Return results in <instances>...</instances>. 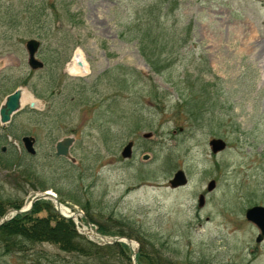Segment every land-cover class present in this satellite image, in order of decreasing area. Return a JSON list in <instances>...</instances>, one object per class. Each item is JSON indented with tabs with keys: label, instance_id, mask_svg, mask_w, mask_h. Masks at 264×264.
<instances>
[{
	"label": "rangeland",
	"instance_id": "1",
	"mask_svg": "<svg viewBox=\"0 0 264 264\" xmlns=\"http://www.w3.org/2000/svg\"><path fill=\"white\" fill-rule=\"evenodd\" d=\"M151 1L0 0V105L19 86L39 101L0 122V154L14 158L9 164L0 158V199L26 205L44 185L71 211L90 214L103 242L114 236L101 224L116 230L117 220L127 224L134 248L143 236L176 264H264V240L256 242L259 230L245 216L248 206L264 204V0H177L155 32L162 34L159 44L148 35L161 73L151 69L138 39L122 36L153 23L139 11ZM29 38L42 42V69L28 64ZM78 50L88 71L74 75L69 68ZM202 80L216 82L211 93ZM185 101L201 108V120L190 119ZM145 132L152 137L143 138ZM26 134L37 138L35 156L24 148ZM67 135L76 137L75 164L55 154ZM213 137L226 138L228 148L213 154ZM131 139L134 157L124 159ZM180 168L189 182L172 189L169 179ZM211 179L217 186L209 193ZM200 193L207 197L203 207ZM9 207L3 216L15 208ZM84 223L79 218L78 230L88 237ZM101 259L134 264L132 256H82L50 242L24 240L10 253L0 245V264Z\"/></svg>",
	"mask_w": 264,
	"mask_h": 264
},
{
	"label": "trees",
	"instance_id": "2",
	"mask_svg": "<svg viewBox=\"0 0 264 264\" xmlns=\"http://www.w3.org/2000/svg\"><path fill=\"white\" fill-rule=\"evenodd\" d=\"M168 1L169 4H167ZM177 6V0L151 1L144 7L139 8V11L145 14L149 18V21L152 20L153 23L143 30L142 34H139L140 30L133 26L128 35H122L125 39H138L143 56L156 73H161L162 71L161 61L159 58L154 57L156 54L148 45V35H154V39L151 40V42H157V37L162 36V34H155V32L163 28V17L172 16ZM142 20L148 19L143 18ZM156 44H159V41ZM160 48L163 50L164 45L161 44ZM125 79L127 81V78ZM202 81L204 91L208 94L211 93L209 88L211 87L213 89L216 82ZM219 81L222 82L223 80L219 79ZM185 104L189 105L188 113L190 114V119L201 120L203 113L201 108L187 101H185ZM0 158L3 161L5 160V163L8 164L14 160V158L7 157L2 153L0 154ZM42 187L46 189L44 185ZM22 203L23 202H10L0 199V218L9 206L20 208ZM44 211L47 212V215H41ZM89 217L92 221L95 220L91 215ZM114 225L121 228L113 230L101 224L100 231L109 235L126 234L123 225L127 224L115 220ZM24 240L32 242H50L58 245L59 248L65 252L78 253L82 256L101 255L110 257L114 255L122 259L131 260L130 255L132 254L131 248L124 242L100 245L90 240L85 235L80 234L76 229L74 221L62 217L55 210L52 201L46 199L38 200L31 211L17 214L0 226V245L3 247L5 253H10L13 250H21ZM138 241H140V248L137 253L139 264H176V261L170 260L161 248L154 247L153 243L150 245V240L142 236ZM96 262H101L103 264L104 261L101 259L100 261L96 260Z\"/></svg>",
	"mask_w": 264,
	"mask_h": 264
},
{
	"label": "water",
	"instance_id": "3",
	"mask_svg": "<svg viewBox=\"0 0 264 264\" xmlns=\"http://www.w3.org/2000/svg\"><path fill=\"white\" fill-rule=\"evenodd\" d=\"M39 41L37 40H30L27 44L29 51H30V59L29 62L31 64V66L37 68V67H42L43 66V62L38 60L35 57V52L37 51V48L39 46ZM75 60L76 62L83 68H85V64L83 61V57L81 54H77L75 56ZM22 94H23V89L22 88H18L17 90H15L13 93L9 94L6 97L5 102L1 105L0 108V119L3 123L8 122L11 120L12 114L19 110L22 106L21 103V98H22ZM31 106H35V102H31ZM151 135V133L146 134V136ZM26 149L29 151V153L31 154H35L36 153V148L34 147V142H35V138L32 136H25L23 138ZM74 142V137L73 136H67L65 138H63L62 140H60L57 145V151L56 154L57 155H63L68 157L69 159H71L72 161H75L76 158L70 153V147ZM210 146L213 150L214 153H218L221 150H224L227 146V142L223 139V138H213L210 140ZM131 151H132V142L129 143L125 150H124V156H130L131 155ZM145 159L149 158V155L146 154L144 156ZM170 183L173 187H177L179 185H184L187 183V176L186 173L183 170H178L175 175L174 178L170 180ZM216 185L215 180H212L209 182L208 185V189L212 190ZM41 194V195H40ZM44 196H49L51 198H53L54 200H58V197L56 195H54V193L49 192L48 190L42 191V192H38L34 195L30 205L26 208H22V209H11L10 211H16L17 213H22V212H27L30 211L34 205V203L39 200L40 198H43ZM59 202V206L57 207V210L59 211V207L62 205V203L60 201ZM205 202V197L203 195L200 196L199 199V204L200 206H202ZM71 211V209H68V211ZM8 211V212H10ZM6 214V216H4L3 221L5 222L8 219L9 214ZM72 212V216H67L64 214V216L67 217H73V216H79L80 213H76V212ZM246 217L248 220H250L251 222H253L260 230L259 235L257 236V241H262L264 239V205H254L249 207L246 210ZM2 222H0V225L2 224ZM89 222V221H88ZM120 241H124L127 242L130 246H133V240L128 237V236H118L112 240H105V243H115V242H120ZM134 253H133V259H134V264H138V260L136 257L137 254V249L133 247Z\"/></svg>",
	"mask_w": 264,
	"mask_h": 264
},
{
	"label": "bare ground",
	"instance_id": "4",
	"mask_svg": "<svg viewBox=\"0 0 264 264\" xmlns=\"http://www.w3.org/2000/svg\"><path fill=\"white\" fill-rule=\"evenodd\" d=\"M76 53L82 55L83 61H84V64H85V68L81 67L77 62H74L73 66L71 68H69V71H70L71 74H74V75H78V74H81V73L82 74L86 73L88 71L86 60H85V58H84V56H83V54L81 53L80 50H78ZM34 100H35V97L33 96V94L30 93V92L25 91V93H24V95L22 97V102L23 103H27V102L34 101ZM45 190H48L49 192L54 193V195H55L54 191H52L50 189H47V188L44 189V191ZM43 199L54 201L56 203V206L57 207L59 206V202H58V201H60L59 199L58 200H54L53 198H51L49 196H44ZM68 209H69L68 207L62 205L61 211L63 213H65L66 215H73L70 212H68ZM74 217H76V216H74ZM106 240H108V238H106Z\"/></svg>",
	"mask_w": 264,
	"mask_h": 264
}]
</instances>
